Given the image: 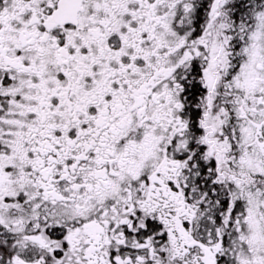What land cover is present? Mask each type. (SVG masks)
Instances as JSON below:
<instances>
[{"label": "snow or ice", "instance_id": "6c2138e0", "mask_svg": "<svg viewBox=\"0 0 264 264\" xmlns=\"http://www.w3.org/2000/svg\"><path fill=\"white\" fill-rule=\"evenodd\" d=\"M0 264H264V0H0Z\"/></svg>", "mask_w": 264, "mask_h": 264}]
</instances>
